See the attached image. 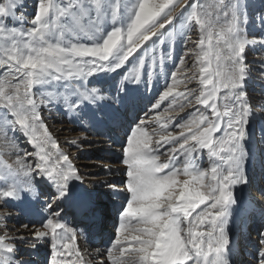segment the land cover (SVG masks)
<instances>
[{"label": "snow or ice", "instance_id": "1", "mask_svg": "<svg viewBox=\"0 0 264 264\" xmlns=\"http://www.w3.org/2000/svg\"><path fill=\"white\" fill-rule=\"evenodd\" d=\"M241 2L218 0L209 4L207 0H190L185 5L184 9H190L185 23H190L200 34L197 59L202 88L199 92L195 89L179 92L177 96L186 104L201 107H196L186 123L178 125L179 133L169 132L155 141V148L151 147L152 138L142 125L130 133L122 148L126 153L122 163L127 166L123 191L130 194V200L121 214L118 236L109 248L108 259L112 264H123L120 255L127 250V225L133 219L141 225L131 236L138 264H232V241L227 226L232 206L237 202L235 188L248 183L245 171L248 153L244 141L249 135L248 124L253 112H264V101L254 107L244 88L250 71L246 49L264 44V37L248 38ZM177 6L173 0L163 3L139 0L134 18L123 33L126 44L121 43V27L113 28L100 43L85 44L78 40L66 41V33L87 35L88 26L97 25L106 11L113 17L119 14V0H36L35 15L30 20L25 15L23 0H0V35L10 38L0 45V69L17 81L11 85V92L0 84V110L4 112L0 120L9 122L5 132L22 131L35 139L30 121L41 122L32 92L36 85L66 82L71 95H79L82 101L105 99L99 89H77L72 82L86 81L96 72L120 68L144 42L157 34V29L172 24L176 19L172 12ZM25 21L29 27H24ZM256 56L264 67V53ZM180 63L183 65L182 59ZM260 75L264 78V73ZM170 80L172 87H167L160 100L173 92L176 76L171 75ZM184 106L181 104V109ZM78 107L68 103L69 110L75 111ZM204 150L212 161L213 184L201 191L206 173L195 166L190 169L189 157L198 152L203 154ZM161 155H166L167 160L160 162ZM180 156L184 162L177 167ZM61 159L64 164L60 170L39 164L34 169L37 176L47 177L61 187L60 197L67 194L71 179H82L67 154ZM181 171L191 180L185 179L177 191L176 185L180 182L176 177ZM23 187L34 190L32 175ZM110 187L121 190L117 185ZM19 192L20 186L13 185L9 190L0 191V197H18ZM43 227L48 231H35L34 238L50 239L49 264H67L75 248L63 241L65 237L74 240V230L59 220L58 212ZM5 235H0V264H22L14 257V241L25 237H9L6 243ZM58 240L62 243L58 244ZM257 240L260 248L256 264H264V231L259 232ZM111 249H119L120 255L114 256Z\"/></svg>", "mask_w": 264, "mask_h": 264}, {"label": "rangeland", "instance_id": "2", "mask_svg": "<svg viewBox=\"0 0 264 264\" xmlns=\"http://www.w3.org/2000/svg\"><path fill=\"white\" fill-rule=\"evenodd\" d=\"M119 2V14L113 17L110 12L106 11L99 22L110 23L112 18H116L122 28L121 43L126 44L123 33H126L127 26L134 18L139 0H119ZM154 2L163 3L164 0H154ZM214 2H218V0H207L209 4ZM225 2L227 3V0ZM35 3L36 0H26V9L30 8L27 7L28 5L36 7ZM173 3L178 6L172 12V15L176 16L172 24L165 29H157V34L152 36L149 41L144 42L120 68L115 71L96 72L90 75L86 81L78 79L72 82L77 89H99L100 94L105 99L96 102L82 101L79 95H71L72 90L66 88V82H61L59 85L55 82L52 84H41L34 86L32 89L33 98L37 100V112L41 118V122L30 121L35 129V139L31 135L27 137L22 131L6 133L5 129L9 122L0 120V164L7 175L8 190L13 185L20 186L26 195L36 200L35 205L39 206L37 211L31 215L33 217L38 212L40 215L39 220L30 221L27 220L29 215L24 216L19 213L18 206L5 207V204L7 206L8 198L0 197V235L6 234V243L9 242V237H25L23 240L17 239L14 241L16 245L15 259L21 260L22 264H49L52 255L50 239L45 237L37 240L34 238V233L35 231H48L43 227V224L51 218L54 212L59 213V220L62 223L74 230L75 239L79 240L80 247L88 242V235L92 238L93 234V225H91V230L88 228L90 231L86 233L81 230L79 225H74L75 228H72L69 220L71 219V223L74 222L73 224L76 222V220H73L72 212H63V201L60 200L59 203H57V199L54 201L55 193L52 192L53 190L40 185L42 176H37L34 173V169L38 164L42 167L54 169V171L59 168L57 164L55 166L52 165L51 159L44 152L43 141H47L49 148L57 155L60 152L67 151L65 154L69 156L71 164L74 165L75 163L76 169L83 177H81L82 181L79 182L81 187L94 186V189L97 190L98 194L94 196L95 205H100L99 208L101 210L105 208L109 214H112L111 205H116L115 212L117 215L116 219L113 218L114 223L110 226L111 228L113 227V230L108 238L111 241L97 238L95 244V247L102 251L100 258L108 257L109 248L118 236L121 214L130 200V194L123 191V186L127 180V166L122 163L126 155L122 148L130 137V133L136 130L137 125H142L144 132L152 138L151 147L155 148V141L169 132L173 134L179 133L181 129L178 125L186 123L191 118V114L196 107H201L194 104H186L182 97L177 96L179 92H186L189 89H195L199 92L202 88L199 84L200 64L197 59L200 52L197 44L200 34L190 23H185L190 9L184 8L185 5L190 3V0H173ZM169 7H172V5H169ZM167 10L166 8L165 11ZM240 10L245 18L244 27L248 38L264 37V0H242ZM25 15L30 20L35 13L27 15L25 12ZM29 26L27 21H25L24 27ZM66 34H70L72 38H75V35L70 32ZM80 35L86 39V34L80 33ZM65 37L67 36L65 35ZM9 39L0 35V45H4ZM160 41H163V43ZM260 53H264V44H258L246 49L250 71L244 82V88L254 107L258 106L259 102L264 101V78H261L260 75L264 73V67L261 66V62L257 60L258 57L256 56ZM181 59L183 60V65L180 63ZM171 75L176 76L177 84L168 97L160 100L159 97L167 90V87H172ZM188 78H191L190 83ZM137 80H140L138 84H136ZM15 83L17 81L12 75L6 74L4 69H0V84H4L6 89L11 92V85ZM220 94H223V90H221ZM65 98H67L68 103L78 104L77 110H69L68 103H65ZM136 98L140 99V101L136 102ZM157 104L158 106H156ZM181 104H185L183 109L180 107ZM26 107L27 105H25ZM134 107L138 109L135 112H131V108ZM201 110L203 109L201 108ZM93 112L97 115L96 118H93ZM25 114L31 115L29 112ZM132 114L133 116L130 117ZM3 115V110H0V116ZM120 116H123L124 119L121 126H119L120 123L115 122L116 118ZM9 118L11 119L10 116ZM260 119L263 121L262 131L264 133V112H253L248 124L249 135H253L255 143L262 142V131L260 133L259 130ZM96 120L98 123L95 122ZM36 128L37 130L39 129L38 132ZM216 135H219V133ZM138 138L142 139L143 137L138 133ZM37 144L40 147H36ZM206 151L204 150L203 154L194 153L192 157H189L190 169L195 166L206 173L202 181L204 187L200 188L201 191H205L208 186L213 184L210 171L212 161L207 157ZM161 152H163V149H161ZM41 156L44 157L43 160L40 159ZM166 160V155L160 156V162ZM108 162H116L115 164L119 165L112 168L113 171L108 170ZM183 162L184 157L180 156L177 167H181ZM60 164L62 165L64 162ZM30 175H32L34 184V190L31 191L23 187ZM176 179L180 182L176 185V190L179 191L182 182L185 179L191 180V177L184 175L181 171L178 172ZM263 179L264 177L260 174L256 179L257 183H255V186L249 184L250 189L253 188L252 193L255 196L261 194L264 197ZM251 182H254V178L251 179ZM110 185H117L121 190L114 191ZM196 186L198 187L199 185ZM104 198L106 200H103ZM42 199H45V201H42ZM40 200L41 203L39 202ZM102 202L105 203L103 206L100 204ZM245 224L247 226V234L244 236L241 232L242 230H238L236 241L242 245L249 243L252 257L244 256V258L246 261L249 260L246 264H256L260 248L257 236L260 231H264V220L261 221L260 225L256 224L253 230V218ZM24 225H28V227H24ZM139 226L141 225L135 219L127 225L128 232L126 235L128 236L129 244L122 255H120L119 249H111L114 256L120 255V259L124 261H122L124 264H138V257L133 250L135 245L131 242V236L135 234L134 229ZM184 235L185 233L182 232V236ZM74 240H69L65 237L63 242L71 245L75 244ZM57 243H62V241L58 240ZM33 244L35 247L31 246ZM82 251L80 248L77 255L81 256ZM106 263L112 264V261Z\"/></svg>", "mask_w": 264, "mask_h": 264}, {"label": "bare ground", "instance_id": "3", "mask_svg": "<svg viewBox=\"0 0 264 264\" xmlns=\"http://www.w3.org/2000/svg\"><path fill=\"white\" fill-rule=\"evenodd\" d=\"M23 2L25 4L26 0H23ZM27 7H30L29 9L27 8L28 10H26L27 15L35 13L36 7H33V5H28ZM115 27H121V24L116 18L114 19L112 18L110 23L98 22L97 25H89L87 28V36H85L86 39L83 36L81 37L80 33H77L75 35V38H72L70 34H66L67 37H65V39L71 42H76L78 40L80 43H85V44H92L94 42L100 43L102 42L103 38ZM89 36H91V38ZM139 81L140 80H137L136 84H138ZM138 100L140 101V99L136 98V102H139ZM137 109L135 107L131 108V112H135ZM92 115H93V118L97 117L95 112H93ZM132 116L133 114L130 115V117ZM127 120L125 121L127 122ZM122 121H124L123 116L122 117L120 116L116 118L115 122L118 124L120 123L119 126H121ZM95 122H97V120ZM259 124H260L259 130L261 133V131L263 130L262 128L263 121L261 119H260ZM38 131L39 129L37 130V132ZM244 146L248 153L246 164H245V171L248 177V183L241 184L239 186H236L235 188V197H236L237 202L235 205L232 206L231 218L227 226V231L232 241V243L230 244V248L232 250V255H231L232 264H237V263L246 264L249 260L246 261L244 256L252 257V253H251L252 251H250L249 243L245 245L237 243L236 233L238 232V230L239 231L242 230L241 232L245 236L247 234V226L245 224L247 221L253 218L254 220V224L252 227V230H253L256 224L260 225L261 221L264 220V197H262L261 194L258 196H255V194L252 193L253 188L250 189V186H249V184L250 185L252 184V186L253 185L255 186V183H257L256 179L259 177L260 174H262V176L264 177V133L263 131H262V142L261 143H255L253 135H248V138L244 142ZM33 148L35 149V147ZM43 150L46 153V155L51 159V162L53 163L52 165L55 166L57 164L59 166V168H56L55 171L60 170L61 164L59 165V163L63 162L61 157L67 151L60 152L59 153L60 156H59L53 150L49 148V144L47 143V141H43ZM115 163L116 162H108V167H107L108 170H112V168L117 167V165H119ZM72 166L76 168L75 163L74 165L72 164ZM80 176L82 177V175ZM41 178L42 179L40 180L41 181L40 185L41 186L43 185V187L45 188L52 189L53 190L52 192L55 193V194L53 193L55 195L54 201L56 199H57V203H59L60 200L63 201V204H64L62 208L63 212H72V216H74L73 220L74 221L76 220L75 224H73L74 223L73 221H72L73 223H71V219L69 220V224L71 225L72 228H75V226L79 225L81 226L80 227L81 230H83V232L86 233L87 231L91 230V225H93L92 238L91 236L89 237L88 235V242H86L85 244H83L82 247H80L81 245L79 244L80 243L79 240L75 239L73 241L75 244L70 245L75 248V254H72L68 257L67 264H95V263L107 264L106 262H109V261L111 262V260H109L108 257L100 258V254H102V251L99 248L97 249L95 247V244H96L97 238L106 240L111 236L113 227L111 228L110 226L114 223L113 218L116 219V215H117V213L115 212L116 205L115 204L111 205L112 214H109L108 212H106L107 210H105V208L101 210L99 208L100 205H95V201H94V196L98 194L97 190L94 189V186H89V187L82 186L81 187V184H79V182H81L82 179H74V180L71 179L68 183L67 194L60 197V192L62 191L61 187L57 185L56 182H54L53 180L47 177L42 176ZM252 178H254L253 183L251 182ZM6 179H7L6 172L0 164V190L1 189L8 190L9 184ZM30 198L31 197L26 195L25 191H23L22 188H20L19 196L14 197V198H8V203H7V206L5 204V207H15V206L17 207L18 206L19 213H21L24 216L29 215L27 216L28 217L27 220L32 221L35 219L36 221H38L40 217L38 212L36 213L37 216L33 215L32 217L31 215L33 214V212L37 211L39 206L37 207L35 205V201H36L35 199H32V198L30 199ZM103 200H106V198H104ZM42 201H45V199L44 200L42 199ZM39 202L41 203V200ZM103 202L100 203L101 206L105 204ZM6 215L11 216L10 214H6ZM88 228H90V230H88ZM102 228L105 230H103ZM106 232H109V233H106ZM250 240H247V241L251 242ZM80 248L83 251H82V255L81 256L79 255L80 256L79 257L77 254ZM15 253H14V257L16 256Z\"/></svg>", "mask_w": 264, "mask_h": 264}]
</instances>
